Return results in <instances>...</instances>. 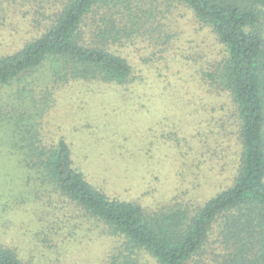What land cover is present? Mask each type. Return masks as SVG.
<instances>
[{"label": "rangeland", "instance_id": "rangeland-1", "mask_svg": "<svg viewBox=\"0 0 264 264\" xmlns=\"http://www.w3.org/2000/svg\"><path fill=\"white\" fill-rule=\"evenodd\" d=\"M65 1L0 0V56L39 36ZM138 1L143 11L152 10L153 27L164 29L158 27L145 39L141 35L124 45L114 43V48L130 61L136 81L143 78L155 89L153 100L140 97L143 111L140 105V111H135L133 104L135 91L142 95L141 82L138 86L135 80L124 85L58 82L59 63L53 58L0 85V244L14 248L24 264H105L106 256L119 244L101 223L63 196L41 170L29 165L33 144L28 129L39 130V138L46 143L65 136L74 144L76 165L92 181L110 195L138 201L149 210L163 205L167 209L176 196L184 202L202 203L219 186L230 183L240 150L234 104L225 95L217 97L222 106L212 116L225 120L232 147L218 145V156L208 159L207 149L193 135L198 130L209 135L210 126L220 128L218 120L211 123L203 108L195 70L192 77L177 60L159 58L155 40L170 33L179 43L199 41L208 60L219 59L222 46L208 28L201 29L186 4ZM224 164L226 171H222ZM213 239L218 243L212 247H219L217 230ZM142 255L144 262L159 264Z\"/></svg>", "mask_w": 264, "mask_h": 264}, {"label": "trees", "instance_id": "trees-1", "mask_svg": "<svg viewBox=\"0 0 264 264\" xmlns=\"http://www.w3.org/2000/svg\"><path fill=\"white\" fill-rule=\"evenodd\" d=\"M165 1L186 4L201 29L208 28L222 46L220 58L208 60L199 41L179 43L170 33L155 40L159 58L177 60L192 77L195 70L203 108L211 123L218 120L219 129L210 126L209 135L202 130L193 135L207 149L208 159L218 156V145L232 147L225 120L212 116L222 106L217 97L225 95L234 104L240 150L230 183L219 186L202 203L184 202L176 196L167 209L163 205L149 210L138 201L110 195L92 181L76 165L74 144L65 136L46 143L39 138V130L32 129L27 130L33 144L29 165L41 170L63 196L118 240L105 264H148L142 254L159 264H264V0ZM154 17L152 10H142L138 0H66L39 36L0 56V85L53 58L59 63L55 70L58 82L124 85L135 80L136 86L141 82L142 95L136 90L133 104L135 111H140L138 105L143 111L140 97L153 100L155 89L143 78L136 81L132 64L114 43L124 45L141 35L145 39L158 27L162 31V25L153 27ZM195 31L200 32V27ZM226 170L224 164L222 171ZM216 230L221 244L212 247L218 243L213 239ZM0 264L24 263L14 248L0 244Z\"/></svg>", "mask_w": 264, "mask_h": 264}]
</instances>
